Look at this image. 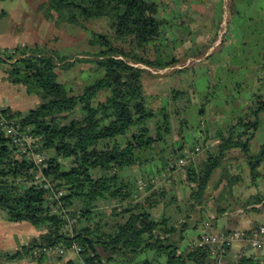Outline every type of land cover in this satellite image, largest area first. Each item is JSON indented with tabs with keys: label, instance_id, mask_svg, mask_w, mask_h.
<instances>
[{
	"label": "trees",
	"instance_id": "16d2710c",
	"mask_svg": "<svg viewBox=\"0 0 264 264\" xmlns=\"http://www.w3.org/2000/svg\"><path fill=\"white\" fill-rule=\"evenodd\" d=\"M43 5L47 17L54 11L62 21L81 27L82 21L106 18L111 30L90 32L88 44L96 50L86 51L81 58L72 59L37 43L0 52L4 78L24 86L39 100L25 113L8 106L3 112L29 127L46 156L44 176L51 188L64 193L59 199L50 197V190L34 178L33 162L19 157L10 136L0 130V211L6 221L26 222L40 232L5 254L4 260L41 263L52 257L61 259L67 250H74L75 243L79 258H70L65 264H158L160 257L165 258L164 264H211L208 245L182 244L187 231L202 222L217 228L228 211L240 206L249 212L253 209L249 205L264 199L260 192L236 194L243 174L227 165L232 150L238 148L252 185L264 179L258 170L264 143L253 153L248 144L264 112V47L254 48L253 55L245 54L228 69L233 55H225L227 65L211 63L213 68L200 72L213 71L222 77L234 70L243 74L248 70L251 82L256 83V90L244 95L250 96V103L222 128L221 122L209 121L213 115L208 121L200 115L210 102L207 97L200 99L199 112L191 104L200 61L162 74L151 71L181 63L190 47L203 48L196 53L201 57L203 42H192L202 36L199 30L174 36V23L160 17L154 0H44ZM188 41L192 44L186 46ZM168 42L178 53L175 57L164 47ZM76 63H88L100 76L80 90L57 81L56 70H68ZM157 78L164 84L171 79L176 82L161 93L152 85ZM232 86L224 87L228 98L235 96L229 97ZM241 86L235 88L239 91ZM213 90L209 83L205 92L209 95ZM238 91L240 99L243 95ZM197 115V130L189 135V117ZM188 140L194 141L189 145ZM211 140L217 142L202 145L200 155H193L183 165L181 182L177 178L175 182L171 179L174 184L156 183L161 173L174 169L172 163L184 149ZM132 166L151 169L143 171L138 180L129 174ZM143 180L147 184L142 191L138 185ZM180 185L182 200L175 192ZM158 203L164 211L154 219L148 210ZM54 245L63 246L64 254L48 256L45 250ZM232 264L257 263L251 255H243Z\"/></svg>",
	"mask_w": 264,
	"mask_h": 264
},
{
	"label": "rangeland",
	"instance_id": "374dc122",
	"mask_svg": "<svg viewBox=\"0 0 264 264\" xmlns=\"http://www.w3.org/2000/svg\"><path fill=\"white\" fill-rule=\"evenodd\" d=\"M169 1V2H168ZM165 4H163L161 7L163 8L161 15V18L165 19L164 14L167 13L169 7L172 5L173 2H170L171 0H168ZM204 11H201V9H198V12L201 14H208V11L210 12V18L211 20H220L222 21L217 29V32L215 34H209L208 37L202 38L201 36L199 39H196L192 42H199L205 44L207 47L211 45L212 43L218 44L220 38L223 37L224 40L230 42L228 43V49L224 50L225 54L221 51H215L212 52L211 55L203 62H200V64H197L195 69L199 73H196V77L194 78L195 82V97L193 102L194 107L198 108L197 112H199L200 99L207 97L210 102H208L205 105V110L203 114H200L203 119L209 120L210 117L213 115V118H211L209 121L214 120L215 122H222L223 119H225L226 115L222 111V107L224 105H228L227 103H235L236 100L244 101L245 103H250V96H244L246 93H249L251 91H255L256 84L253 82L248 83H242L240 80L232 79L231 76L223 75L217 76L215 73L208 74L206 73L200 74V72H205L206 70H210V68H213L214 66L211 64V61L213 60H219V57L222 55H233L234 59L230 60L229 66L226 68H230L232 66V63H235L240 59H244L243 53L247 54L250 53L253 55V47H248L246 45H242V42L238 39L239 35H242L244 39H247L249 42L254 36H258L260 34V29H250V24L257 23L260 24V17H264V0H202ZM44 0H0V52L3 50H12L14 48H17L18 46H23V44H33L37 43L40 45H46L51 48H55L59 50L63 54H67L69 56H72L74 58H81L84 57L83 53H86V51L93 52L96 50L95 46L88 44V39L90 37V32H100V33H106L111 30L110 22L108 19H92V20H85L82 21L84 27L72 25L66 21H62L57 17V13L54 11L50 12L49 17L46 16V9L45 5H43ZM173 6V5H172ZM186 8V7H184ZM189 10V7L187 6L186 11L178 12L179 16L184 15V13H187ZM175 11L172 10L170 14H168L170 17L174 14ZM199 13V14H200ZM257 14V15H254ZM177 15V14H176ZM252 15V17H251ZM167 16L165 19L166 21H171L170 17ZM251 17V18H250ZM204 19V18H203ZM180 19H176L174 22V27L172 28V34L174 36H179L181 34H188V32L185 33L182 29V24L179 22ZM245 21L244 27H235L237 24V21ZM172 22V21H171ZM248 25V26H247ZM184 28V27H183ZM186 28V27H185ZM184 28V29H185ZM166 31V30H165ZM216 31V30H215ZM214 31V32H215ZM213 32V33H214ZM241 33V34H240ZM193 34V33H192ZM191 34V35H192ZM180 39V37H179ZM178 39V40H179ZM238 39V40H237ZM201 40V41H200ZM164 43V42H163ZM190 43L189 41L186 42V46H188ZM230 45V46H229ZM251 46V45H250ZM167 51L170 52V54L175 57L178 55L177 52L172 50V43L168 42V45L165 44L164 46ZM206 47V48H207ZM205 48V50H206ZM203 48H195L190 47L188 51V56H186V60L182 61L181 63L177 62L175 66L182 67V66H189L192 64L193 61H196L199 57L196 56V53L198 51L202 50ZM71 59V60H72ZM227 58H221L220 63L224 64L223 66L227 65V62L225 61ZM218 62V61H216ZM229 62V61H228ZM183 63V64H182ZM211 64V65H210ZM74 67L68 69V70H56L57 74V81L59 82H65L68 83L71 87H73L75 90H80L86 83L90 82L94 78L100 76V72L93 73L90 69L91 66L88 63H76L73 65ZM141 66V65H139ZM238 66V65H237ZM142 67V66H141ZM172 68L168 67L166 69L162 70H154V72H160L164 73L168 71V69ZM215 69V68H214ZM216 69H219V65L216 66ZM3 68L0 66V107L6 105H11L10 107L15 109L16 111L25 113L30 108L35 107L38 104V98L36 95L29 93L27 89L18 84H13L9 81H7L4 78ZM241 83H240V82ZM160 82L158 88L159 92L165 93L166 91L163 89L164 87L169 88V86H174V82H176L175 79L169 80L168 83L164 84ZM212 83L213 85V91L210 92L209 95L205 92L207 91V86L209 83ZM236 84H242L239 91L235 88ZM232 86L231 91H229V97L231 95H235L234 98L231 96L230 98L226 97V94L224 92V87L226 86ZM184 86V85H183ZM253 87V88H252ZM238 91L241 98L239 99L236 94ZM225 107V106H224ZM212 111V112H211ZM190 114V113H189ZM227 116V115H226ZM189 117V116H188ZM191 117V116H190ZM189 117V125L190 130L188 134L190 135L194 131H196L197 126V120L199 115L196 117ZM224 117V118H223ZM228 117V116H227ZM264 117V112L260 114V119L262 121V118ZM259 132L256 134V137L253 140V146L251 145V148L253 150H256L257 148V142L259 141ZM194 140L189 141L188 144L191 145V143ZM217 142V140H214V143ZM213 143V144H214ZM193 147V146H192ZM255 147V148H254ZM250 148V149H251ZM253 150H250L253 152ZM238 151V150H237ZM201 151H197L195 153V157L199 156ZM238 154L236 151H232V154L229 155V157H235ZM242 166V165H241ZM245 167V168H243ZM246 164H244L242 167L236 168V170H241L242 174L244 175V171H247L249 169ZM172 175V174H171ZM167 175L164 179L169 180V176ZM185 178V177H184ZM175 182V180H173ZM177 181V180H176ZM181 182V180H178ZM158 184L162 185L160 181L158 180ZM174 182H170V184H174ZM244 183L240 186H237L234 189V192L236 194H242L244 192ZM181 196V200H182ZM208 214L212 217L215 216V213L208 212ZM225 221H230L231 225H225L228 230H242L247 228L248 226H254L256 223L260 222L261 215L259 212H245V210L237 206L234 210L228 211L225 215ZM233 219V220H232ZM233 221V222H232ZM216 229V228H214ZM222 229V228H221ZM28 230H36L31 224L26 222H10L6 221L5 214L0 211V263L7 261L4 260L5 254L12 253V247L9 244V237L13 238L15 240V244L20 240V235L23 233L22 231H28ZM238 242H235L232 245L233 250H238ZM246 254L250 253H256V255L251 254L252 257L258 256V252H261L264 254V246H262L261 249H253L249 246H246ZM18 249V248H17ZM15 249V250H17ZM14 250V251H15ZM66 255H64L61 259L58 258H50L54 264H65L67 260L74 259L75 256H78V253L75 252L72 249H69L66 251ZM248 253V254H247ZM210 254V253H209ZM213 259V257L211 256ZM230 259V258H229ZM238 258H235L237 260ZM31 260V259H29ZM215 260V259H214ZM231 260H233L231 258ZM228 259L225 260V264H232L234 261H231ZM34 262H37L36 260H32ZM212 261V260H211ZM213 262V261H212ZM214 261L213 263H215ZM46 264V262L44 263ZM217 264V263H215Z\"/></svg>",
	"mask_w": 264,
	"mask_h": 264
},
{
	"label": "crops",
	"instance_id": "0c3cea01",
	"mask_svg": "<svg viewBox=\"0 0 264 264\" xmlns=\"http://www.w3.org/2000/svg\"><path fill=\"white\" fill-rule=\"evenodd\" d=\"M154 1L158 5L159 15H161V12L163 10V8L161 6L163 4H165L168 0H154ZM170 2H173L172 3L173 6L171 5L169 7L167 13L164 14V17L166 19V17L169 16L168 14H170L172 12V10L175 11V13L177 15L174 13L175 15L172 14L171 17L170 16L169 17H170V19H171V21L173 23L176 21V19H177V21H178V19H180L179 22L182 24V29H183V31H185V33L188 32V30H190V31H197V30H199L201 32L202 36H203L202 38H204V36L205 37H208L209 34H211V33L212 34H215L217 32V29H218V27H219V25H220V23L222 21L216 20L217 18L214 19V20H211V18H210V12L209 11H208V14L207 15L206 14H201L200 12H198V9H201V11H204L205 10L204 7H203V5H202L203 4L202 3L203 2L202 0H171ZM187 6L189 7L188 12L187 13H184L183 16H182V14H181V16H179V13L180 12H182L184 10L186 11ZM184 7H186V8H184ZM254 15H257V14L254 13ZM251 17H252V15H251ZM260 21H261L260 24L253 23V21H252V24H250V26H249L251 30H253L255 28L260 29V34L258 36H254V38H252L250 40V42L247 39H244V37L242 35H239L238 36V39L242 42V45L243 44L246 45V46L249 45L248 47H253V48L264 47V41H263V39H264V17H260ZM244 24H245V21L238 20L237 21V24L235 25V27H239L238 25H240L241 27H244ZM183 27L184 28L186 27V28L184 29ZM222 39L220 38L221 41H222ZM221 41H219L218 44L212 43L211 45H209V47H207L208 45L206 46L205 44H203V46L205 48L207 47L206 50H205V52H204V54L201 57H199L196 61H193V62H198V61L203 62V60H205L206 58H208L209 55L213 51L216 50V48H218L219 51H221V52H224L225 49L227 50L228 49V43H230V42H228L226 40H223V42H221ZM195 48H197V46H195ZM242 55L244 57L245 56V53H243ZM222 57L225 58V55H223V56L221 55L219 57V60H213V61H211V63L214 65V64L220 62V60H221ZM216 61H218V62H216ZM172 67H176V66L174 65ZM151 71L153 73H155V74H162L163 73V72L162 73H160V72H154L153 70H151ZM230 76H231L232 79L240 80L242 83L243 82L244 83H248V82H251L253 80V78L251 80L250 74H249V71L248 70H246L245 74H243L241 72H238L237 70H234V71H232L230 73ZM161 81H162V78H157L155 80L153 79L152 80V85H156L158 87ZM253 89H256V86ZM0 104H2V103H0ZM227 104H228L227 106L224 105L225 107L223 106L221 108L222 111L228 116L226 118V115L223 114V116H225V119H223L222 122H221L222 128H225L226 126H229L234 121V119L236 118V115L238 113H240L244 109V106H245V102L244 101H239V100H236L235 103H227ZM5 106L10 107L11 105H6L5 104ZM2 107H4V106H2ZM10 109L15 110V109H13L11 107H10ZM258 132H259V135H258L259 136V141L257 142V148H256V150H253L251 148V145L253 146V144H252L253 143V140L256 137V134ZM200 136H202V135H200ZM213 143H214V140H211V141H205V142H203V144L201 142L200 145L201 146L202 145H205V146L210 145V146H212ZM262 143H264V117L262 118L260 127L254 132L253 137L248 142V144L250 145V148H251L250 150H253V152H256L259 149V147L262 145ZM234 150L236 151V153L238 155L235 156V157H233V158L232 157H229L228 158L227 165L229 166V169L230 170L235 169L237 166H239V168H240L244 164H246V161H245V159H244L241 151H239L238 148H236ZM234 150H232V151H234ZM243 168H245V167H243ZM147 169H151V167L150 168L148 167ZM147 169L144 170V168H141V167L138 168L137 166H132V169H130L129 174H133L137 179L138 178L140 179L142 177L143 171H146ZM246 169H248V168L246 167ZM258 170L261 173H264V159L260 162L259 167H258ZM244 172H245L244 175H243V179L244 180L242 181V183H239L238 185H236V186H240L241 184L244 183L245 188H244L243 196H248V195L254 194L256 192H260L261 194H264V179L263 178H259L254 183V185H252V183L249 181V170L244 171ZM171 174L170 175H171L172 178L169 177L168 178L169 180L167 181L166 184H168L169 182H171V179L177 180V178L178 179H184V177H185L184 173L179 168H175L174 170H171ZM182 188L183 187L180 185L175 190V192H176V194H177L178 197H181V195L183 193V189ZM263 203H264V199H262L258 203H254L253 205H249L250 208H253L249 212H252V211L255 212V211H257V212H259V214L261 215V217L258 218V219H260V222L259 223H256L254 226H248L247 228H245V230H249L251 228H255L256 225H258V226L259 225H264V205H263ZM148 211H149L151 217H153L154 219H156V218H158L163 213L164 208H163V205L161 203H158V204H156L154 206H151V208H149ZM218 223L219 224H217V225H219V226L216 229H221L220 226H222V225H223V227L225 225L226 226L227 225H231L230 221H218ZM207 227H209L210 229H213V230L215 228V227L212 226V223L211 224H208V222H202L196 228H193V229L187 231L186 236H185V239L183 240L182 244L188 245V243H190V241L193 240L194 237L198 236L202 231L208 230L209 228H207ZM223 230H225V229H223ZM22 232L23 233L20 235L21 238H20V240L16 244H15V240L13 238L9 237V241L8 242H9L10 246L12 247V250L13 251L15 249L19 248L20 246L27 244L30 241L31 238L37 237L39 235V233H40V232H38V230H28V231H22ZM238 247H239V244H238ZM183 251H184V249H181L180 250V252H183ZM256 253L257 252L250 253V254L247 253V254L248 255H251V254L256 255ZM261 254H263V253L258 252V255H261ZM64 255H66V253ZM78 258H79V256H78ZM78 258H77V256H75L74 259H78ZM164 260H165V258L160 257L159 260H158V264H164V262H165ZM213 262L211 264H215V263L219 264L218 262H215V263H213ZM44 263L45 262L39 263V262H34L32 260L22 259V260L8 261L6 263L2 262L0 264H44ZM46 264H54V262L52 260H50V261H47ZM186 264H193V262L188 261Z\"/></svg>",
	"mask_w": 264,
	"mask_h": 264
},
{
	"label": "built area",
	"instance_id": "2783aa9c",
	"mask_svg": "<svg viewBox=\"0 0 264 264\" xmlns=\"http://www.w3.org/2000/svg\"><path fill=\"white\" fill-rule=\"evenodd\" d=\"M4 107H0V130L10 136L11 142L17 150V155L22 158H27L31 160L34 164L35 172L34 178L36 181L40 182L45 189L50 190V197H55L59 199L64 193L61 189H53L51 188V183L43 174V170L46 167L45 159L46 156L43 152L40 151L39 145L37 143L36 137H34L29 127L22 126L18 121L9 117L7 113L3 112ZM201 143L194 145L191 148H186L183 151V154L177 158L172 163V166L175 168H179L185 175L184 166L189 159L200 149ZM172 169V170H174ZM171 174V170L167 172L164 171L161 173V177H157L162 183L165 185L167 180L164 178L167 175ZM156 179V177H154ZM153 178V179H154ZM156 183H159L156 181ZM146 182L143 180L139 183L138 188L140 190H144L146 187ZM238 242L239 249L233 250L232 245ZM201 245H208L210 248V255L215 259L216 262L219 264H225V260L234 261L235 258H239L246 254V246H249L253 249H261L264 246V225H259L255 229L252 230H223V229H208L202 231L198 236L194 237L193 240L190 241V246H201ZM72 247L75 251H79L80 248L77 244H72ZM38 253L36 249L34 251ZM45 252L47 255H62L63 246L61 245H54L49 246ZM230 258V259H229ZM254 260L257 264H264V254L258 255L254 257Z\"/></svg>",
	"mask_w": 264,
	"mask_h": 264
},
{
	"label": "bare ground",
	"instance_id": "6f19581e",
	"mask_svg": "<svg viewBox=\"0 0 264 264\" xmlns=\"http://www.w3.org/2000/svg\"><path fill=\"white\" fill-rule=\"evenodd\" d=\"M75 251V250H74ZM63 252H64V249H63ZM75 252H77L78 253V251H75Z\"/></svg>",
	"mask_w": 264,
	"mask_h": 264
}]
</instances>
